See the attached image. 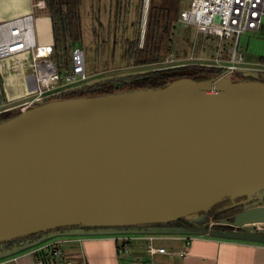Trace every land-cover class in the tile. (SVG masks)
Masks as SVG:
<instances>
[{
  "label": "water",
  "instance_id": "95a60500",
  "mask_svg": "<svg viewBox=\"0 0 264 264\" xmlns=\"http://www.w3.org/2000/svg\"><path fill=\"white\" fill-rule=\"evenodd\" d=\"M146 14L144 0L142 35ZM200 65L219 71L161 87L57 94L0 112L8 116L0 121V258L59 235L264 241V70ZM224 199L242 207L210 211Z\"/></svg>",
  "mask_w": 264,
  "mask_h": 264
},
{
  "label": "rangeland",
  "instance_id": "374dc122",
  "mask_svg": "<svg viewBox=\"0 0 264 264\" xmlns=\"http://www.w3.org/2000/svg\"><path fill=\"white\" fill-rule=\"evenodd\" d=\"M189 2L190 0H177L179 8L188 5ZM45 4L46 0L44 2L42 0H0V13L3 18H10L28 10L33 11L38 25L39 39L49 41L51 40V21L46 14ZM143 5L144 0H79L81 35L79 39L72 42L71 47H80L84 52L88 78L83 83L131 72H129L131 63H128L125 56V40L133 39L134 43L138 40V45H142L144 33L141 34L140 21ZM234 45V35L218 37L203 35L199 32L196 37H193L191 26L178 22L175 18L170 38L166 40L160 53L163 55V64H213L217 61L216 59H219L223 65H226L232 63L231 55ZM235 49L243 57V61L236 62L237 65L264 68V61H261L264 56V15L258 29L244 31L239 35ZM23 61L24 73L27 75L30 72L29 66L25 64L28 60L23 59ZM60 70L63 71V68ZM141 70H147V68ZM4 80L7 84L5 74ZM7 85L5 86L9 94L10 87ZM21 89L23 91L24 85ZM29 98V96L22 97L14 102Z\"/></svg>",
  "mask_w": 264,
  "mask_h": 264
},
{
  "label": "built area",
  "instance_id": "2783aa9c",
  "mask_svg": "<svg viewBox=\"0 0 264 264\" xmlns=\"http://www.w3.org/2000/svg\"><path fill=\"white\" fill-rule=\"evenodd\" d=\"M263 15L264 0H190L188 5L180 6L176 20L190 25L193 37L199 32L218 37L234 35L232 63L223 65L219 59L213 63L234 67L239 66L236 62L243 61L242 54H238L235 49L239 35L244 31L258 29ZM216 16H218L217 20ZM50 30L51 40L42 42L38 37V25L33 11L0 20V64L16 53H25L24 60H28L26 64L30 68L29 74L25 75L23 91L19 96H12L8 94L4 80V74L12 68L6 69L3 66L4 68L1 69L0 65V112L19 103L14 101L22 97L29 96V99L24 100L27 101L63 94L68 89L83 84L88 78L84 52L77 46L71 50L69 67L64 68L63 71L59 70L57 62L52 57L51 25ZM42 247L44 253L34 257L35 264H55L53 259L57 264H82L64 257L57 241ZM148 250L150 252L154 250L151 244L148 245ZM157 251L166 252L164 247L157 248Z\"/></svg>",
  "mask_w": 264,
  "mask_h": 264
},
{
  "label": "crops",
  "instance_id": "0c3cea01",
  "mask_svg": "<svg viewBox=\"0 0 264 264\" xmlns=\"http://www.w3.org/2000/svg\"><path fill=\"white\" fill-rule=\"evenodd\" d=\"M56 241L64 257L82 264H264V241L188 233L59 235L1 257L0 264H35L42 246Z\"/></svg>",
  "mask_w": 264,
  "mask_h": 264
},
{
  "label": "trees",
  "instance_id": "16d2710c",
  "mask_svg": "<svg viewBox=\"0 0 264 264\" xmlns=\"http://www.w3.org/2000/svg\"><path fill=\"white\" fill-rule=\"evenodd\" d=\"M47 16L50 17L52 34H53V51L52 57L61 68H68L70 65V55L72 50V42L79 39L81 35V14L79 8V0H46L44 6ZM179 5L177 0H160L155 2L149 1V9L147 13V21L145 24V32L142 46L135 43L133 39L125 40V56L130 69L154 68L160 66H168L172 64H163L160 53L164 44L170 38L173 21L177 17ZM264 61V56L261 58ZM163 64V65H162ZM175 64V63H173ZM177 64V63H176ZM183 64V63H180ZM186 65L173 69L152 71L148 79L140 81L136 75L115 76L108 79H99L93 83H84L78 88H70L62 95L64 98H77L87 95H104L136 88H152L165 86L167 81L177 77L191 76L196 80L208 79L205 71H219V69H208L201 66L200 63H185ZM199 67V68H198ZM61 71V70H60ZM207 75V74H206ZM249 79V78H244ZM130 81V83L128 82ZM8 116L1 115L0 121L7 119ZM243 197H238L235 201H239ZM233 204L229 199H224L220 203L213 206L210 211L217 208ZM242 204H233L223 208L217 216H226L239 210ZM37 234L27 236V238L36 237ZM23 239V238H22ZM22 239H14L9 241L14 244Z\"/></svg>",
  "mask_w": 264,
  "mask_h": 264
},
{
  "label": "bare ground",
  "instance_id": "6f19581e",
  "mask_svg": "<svg viewBox=\"0 0 264 264\" xmlns=\"http://www.w3.org/2000/svg\"><path fill=\"white\" fill-rule=\"evenodd\" d=\"M28 11H26L22 14H25ZM22 14H20V15H22ZM10 18H12V17H10ZM5 19H7V18H3L0 20H5ZM42 42H48V41H42ZM25 57H26L25 53H16V54L6 58L3 61V63L1 64L6 69L12 68L11 71H8L5 74V79L7 80V84H8V85L7 84H5V85H7L11 88V91H10V88L8 90H9V94H12V96H19L22 92L21 86L24 85V87H25V73H24L25 70H24V65H23L24 64L23 59H25Z\"/></svg>",
  "mask_w": 264,
  "mask_h": 264
},
{
  "label": "flooded vegetation",
  "instance_id": "af4514ba",
  "mask_svg": "<svg viewBox=\"0 0 264 264\" xmlns=\"http://www.w3.org/2000/svg\"><path fill=\"white\" fill-rule=\"evenodd\" d=\"M143 44V43H142ZM142 46V45H141ZM131 67V66H130ZM161 67V66H160ZM154 68H156V67H154ZM199 68V67H198ZM148 69V68H147ZM149 69H153V67L152 68H149ZM138 70L140 71L141 69H132V70H129V72L131 71V72H138ZM204 70L205 69H203V73H205V76L206 77H211V76H213V74H214V71H212V72H209V71H205L204 72ZM207 74V75H206ZM149 76H150V73H149V75L148 76H146V77H144L143 79H141L140 77H142L140 74L138 75V74H136V78L137 79H139L140 81H142V80H144V79H148L149 78ZM224 214H226V213H223L222 214V216L224 215ZM219 228H221V227H219ZM223 231L224 230H226V229H222Z\"/></svg>",
  "mask_w": 264,
  "mask_h": 264
}]
</instances>
